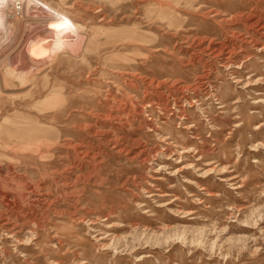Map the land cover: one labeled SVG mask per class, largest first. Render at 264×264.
<instances>
[{"label": "rangeland", "instance_id": "rangeland-1", "mask_svg": "<svg viewBox=\"0 0 264 264\" xmlns=\"http://www.w3.org/2000/svg\"><path fill=\"white\" fill-rule=\"evenodd\" d=\"M12 1L0 264H264V0Z\"/></svg>", "mask_w": 264, "mask_h": 264}, {"label": "bare ground", "instance_id": "bare-ground-1", "mask_svg": "<svg viewBox=\"0 0 264 264\" xmlns=\"http://www.w3.org/2000/svg\"><path fill=\"white\" fill-rule=\"evenodd\" d=\"M9 1L10 2H13L12 0H0V21L1 20H3L4 19V16H7L8 15V13H9V11H8V4H9ZM28 2H32V3H34L35 5H37V7L38 8H41V10L42 11H44L46 14H48L52 19H53V22H50V23H47V22H44V23H42L41 25H40V27L42 28V30H51L50 31V33H48L47 35H43V37L41 36L40 38H38L34 43H33V46H32V48H33V51H35L36 49H43V50H47L48 48L49 49H51V50H55V49H57V48H60V47H64V48H66V46H71L72 45V40H71V42L69 41V39H67V37H65V34H66V32H65V34H62L63 33V30L64 29H71V30H73V31H76V29L78 28L76 25H74L64 14H62V13H60V12H58V11H55V15L54 14H50V13H48L45 9H43V5L45 6V4L43 3V2H41V1H39V0H28ZM18 4V3H17ZM5 5H7L6 6V12L5 11H3V9H2V6L4 7ZM20 6V5H19ZM19 6L17 5L16 6V8H19ZM15 7V6H14ZM36 7V8H37ZM47 7V6H46ZM11 8H13V3H12V7ZM11 8H9V9H11ZM15 8V9H16ZM48 9H50V8H48ZM5 10V9H4ZM36 10V9H35ZM50 10H52V9H50ZM16 11V10H15ZM34 11V10H33ZM5 12V13H4ZM12 12V11H11ZM28 12V11H27ZM35 12V11H34ZM39 12V11H38ZM53 12V11H52ZM31 14V11H30V13H29V15ZM43 14V13H42ZM27 15V14H26ZM33 15H35V13L33 14ZM40 15V14H39ZM38 15V16H39ZM56 15H57V17H56ZM43 16H47V15H43ZM42 17V16H41ZM43 18V17H42ZM49 18V17H48ZM31 19H32V17H31ZM36 18H34V20H35ZM37 19H39V18H37ZM41 19V18H40ZM30 20V19H29ZM43 20V19H42ZM4 22V21H3ZM55 22V23H54ZM65 22V23H64ZM1 24V23H0ZM5 24V23H4ZM3 25V24H2ZM35 25H38V24H35ZM31 29H34L33 27L31 28ZM55 29H57L56 31H53V30H55ZM35 31V30H34ZM37 31H38V29H37ZM40 31V30H39ZM36 33V32H35ZM43 33V32H42ZM45 33V32H44ZM68 33V32H67ZM75 33V32H74ZM38 34V33H37ZM71 34V33H70ZM79 35V34H78ZM74 36V35H73ZM84 36V35H83ZM75 37V36H74ZM81 37V36H80ZM69 38V37H68ZM36 39V38H35ZM73 39V38H72ZM76 39V38H75ZM74 39V40H75ZM78 39V38H77ZM80 39V38H79ZM76 41V40H75ZM77 41H79V40H77ZM80 41H82V39L80 40ZM77 44V43H76ZM81 44V43H80ZM74 45V44H73ZM75 47H76V45H75ZM79 47V46H78ZM48 49V50H49ZM68 50V49H67ZM76 50H77V48H76ZM19 51V50H18ZM42 52V51H41ZM47 52V51H46ZM55 52V51H54ZM25 53L27 54V52L25 51ZM48 53H49V51H48ZM47 53V54H48ZM34 54V53H33ZM40 54H42V53H40ZM46 54V53H45ZM29 55V54H28ZM43 55H44V53H43ZM40 55V57L42 56L43 58H44V56H46V55ZM50 55H51V52H50ZM23 56V58H24V56H25V54L24 55H22ZM36 56V55H35ZM26 57V56H25ZM23 58H20V60L22 61V59ZM39 58V57H38ZM37 58V59H38ZM42 58V59H43ZM45 58H47V57H45ZM49 58V57H48ZM18 60V59H17ZM20 60H19V62H20ZM24 60V59H23ZM28 60V59H27ZM11 61V60H10ZM14 61H16V59L14 60ZM45 61V60H44ZM16 62H18V61H16ZM22 62H25V60L24 61H22ZM28 62V61H27ZM27 62H26V66H27ZM30 62V61H29ZM12 63V62H11ZM12 64H14V63H12ZM22 64V63H21ZM23 65V64H22ZM25 65V64H24ZM40 65V64H39ZM17 66H18V64H17ZM25 66V67H26ZM31 67V66H30ZM30 67H28V68H30ZM32 67H35V66H32ZM39 67V66H38ZM18 68V67H17ZM19 68H20V66H19ZM27 68V69H28ZM21 69H22V67H21ZM19 70V69H18ZM23 71V70H22ZM29 71V70H28ZM20 73H21V71H20Z\"/></svg>", "mask_w": 264, "mask_h": 264}]
</instances>
